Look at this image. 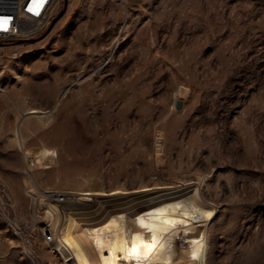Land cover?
<instances>
[{
    "label": "rangeland",
    "instance_id": "374dc122",
    "mask_svg": "<svg viewBox=\"0 0 264 264\" xmlns=\"http://www.w3.org/2000/svg\"><path fill=\"white\" fill-rule=\"evenodd\" d=\"M0 46L1 124L15 119L0 264L60 263L48 232L182 190L210 209L193 225L203 264H264V0H67L43 36ZM40 149L54 155L28 166ZM41 198L59 208L53 233Z\"/></svg>",
    "mask_w": 264,
    "mask_h": 264
},
{
    "label": "bare ground",
    "instance_id": "6f19581e",
    "mask_svg": "<svg viewBox=\"0 0 264 264\" xmlns=\"http://www.w3.org/2000/svg\"><path fill=\"white\" fill-rule=\"evenodd\" d=\"M38 111L31 108L28 113ZM53 155L54 152L50 149H40L35 153L24 152L28 166L41 165ZM158 159L162 160L161 154H158ZM71 192L68 193L73 197L79 193ZM186 193L187 191L182 190L151 197L142 204H135L131 210L111 213L102 224L82 230L79 229L78 221L73 218L70 227L64 226L58 238L54 237L55 244L52 248L59 254L61 262L51 264H139L144 259L161 260L167 264H186L184 258H181L183 249V254L193 264H203L206 240L202 232L200 236L194 235L193 225L202 218L206 219L210 209L200 205L193 193L180 199ZM42 199L39 204L49 220L48 229L53 233L55 225L60 221L59 208L54 202ZM64 210L73 212L69 207ZM166 212L168 217L164 218ZM145 215H149L150 221H147ZM45 239L50 242V238Z\"/></svg>",
    "mask_w": 264,
    "mask_h": 264
},
{
    "label": "built area",
    "instance_id": "2783aa9c",
    "mask_svg": "<svg viewBox=\"0 0 264 264\" xmlns=\"http://www.w3.org/2000/svg\"><path fill=\"white\" fill-rule=\"evenodd\" d=\"M61 3L62 0H0V44L14 45L43 36L59 12ZM42 196L62 204L69 193L47 190L42 192ZM45 238H50L51 246L55 244L50 232Z\"/></svg>",
    "mask_w": 264,
    "mask_h": 264
},
{
    "label": "crops",
    "instance_id": "0c3cea01",
    "mask_svg": "<svg viewBox=\"0 0 264 264\" xmlns=\"http://www.w3.org/2000/svg\"><path fill=\"white\" fill-rule=\"evenodd\" d=\"M1 48V46H0ZM2 89V88H1ZM3 90V89H2ZM1 99V96H0ZM9 104L6 102L0 101V144L1 141H5L6 138H13L14 135V129H15V119L14 118H8V124L2 125L1 122H3L5 113L2 111L9 110Z\"/></svg>",
    "mask_w": 264,
    "mask_h": 264
},
{
    "label": "water",
    "instance_id": "95a60500",
    "mask_svg": "<svg viewBox=\"0 0 264 264\" xmlns=\"http://www.w3.org/2000/svg\"><path fill=\"white\" fill-rule=\"evenodd\" d=\"M66 5H67V0H64V5H63V8L59 11V13L52 19L47 31L49 29H51V27L53 26V24L56 22V20H58L65 12V8H66ZM33 39H30L29 41H31ZM1 45V44H0ZM181 106V101L180 100H177L176 103H175V107L176 108H179Z\"/></svg>",
    "mask_w": 264,
    "mask_h": 264
},
{
    "label": "snow or ice",
    "instance_id": "6c2138e0",
    "mask_svg": "<svg viewBox=\"0 0 264 264\" xmlns=\"http://www.w3.org/2000/svg\"><path fill=\"white\" fill-rule=\"evenodd\" d=\"M40 2H42V0H40ZM30 11L32 10V9H29Z\"/></svg>",
    "mask_w": 264,
    "mask_h": 264
}]
</instances>
